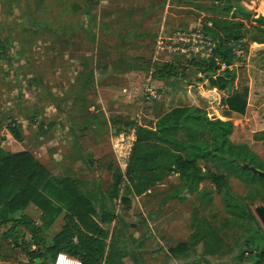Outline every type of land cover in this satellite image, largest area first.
I'll return each mask as SVG.
<instances>
[{
  "label": "rangeland",
  "instance_id": "374dc122",
  "mask_svg": "<svg viewBox=\"0 0 264 264\" xmlns=\"http://www.w3.org/2000/svg\"><path fill=\"white\" fill-rule=\"evenodd\" d=\"M230 5L249 15L242 16L246 54L228 73H215L234 82L220 102L207 90L217 85L213 75L186 65L193 52L181 37L211 17L229 22ZM2 6L0 54L12 86L0 111L11 137L1 141L11 152H30L55 178L78 182L112 239L111 253L127 264H170L176 256L184 264H264V226L255 212L264 205V180L238 165L264 171V0H2ZM168 62L177 77L161 80ZM199 90L209 98L198 108L231 123L225 145L243 158L213 151L209 129L182 130L177 140L204 141L212 152L198 160L206 175L199 188L191 192L180 172L165 170L149 172L155 177L147 183L134 180L142 194L129 190L135 145L137 168L152 169L166 147L154 125L171 109L192 105L190 92ZM214 175L226 178L222 193ZM233 205L246 207V215ZM181 244L187 254L170 253Z\"/></svg>",
  "mask_w": 264,
  "mask_h": 264
},
{
  "label": "trees",
  "instance_id": "16d2710c",
  "mask_svg": "<svg viewBox=\"0 0 264 264\" xmlns=\"http://www.w3.org/2000/svg\"><path fill=\"white\" fill-rule=\"evenodd\" d=\"M229 8H233L235 11V14L232 15L233 19L229 22L211 17L202 24L203 33L215 43L211 55L205 57L192 53L190 58L186 59V65L195 69L197 74L213 75L216 79L214 83L217 84L215 86L221 90H231L234 82L224 75L215 73L217 71L226 73L231 71L230 68L236 61L234 49L238 44L242 45L246 54L242 16L248 17L249 15L239 6L230 5ZM229 8H220L219 11L226 12L225 10ZM251 42L263 43L254 37ZM224 64L227 67L223 69ZM174 65L176 66L173 62H168L164 66L161 65L160 76L164 77L161 80L176 79V71L173 70ZM233 102L234 100H228L229 107L233 106ZM192 128L200 134L205 129H209L213 139L211 147L219 155L228 153L230 156L243 158L237 148L225 145L229 141L227 139L228 132L232 130L230 122L224 124L222 120L215 119L208 115L206 110L198 107L173 108L163 114L153 127L155 129L154 135L166 147L162 146L158 155L154 156L150 166L153 167L152 169L143 167L139 170L137 168L135 153L138 151V145H135L126 172L128 181L131 183L129 190L134 189L133 186H135L137 193L142 194L145 191L144 188L134 180L147 183L155 177L149 172L153 171L159 175V171L168 170V172H180L183 178L189 182V190L191 192L196 191L206 177L205 173L201 172L202 169L198 165V160H208L212 152L209 151L208 144L204 141L196 140L193 142L189 140L182 142V140L175 138V135L180 131L185 130L188 133ZM179 148L187 153L186 159L177 152ZM254 166L261 168L260 165L254 164ZM212 182L219 193H222L227 186L226 178L222 175H214ZM129 204L127 201V205ZM30 205L41 210L42 225L37 224L26 215L15 217L17 214L26 211ZM228 206L230 207L232 204L228 203ZM233 206L241 209L239 215H246V207ZM63 214L65 225L61 232L54 236L51 241H48L44 232ZM97 217L98 213L93 202L82 194L76 180L70 178L57 179L30 152H6L0 142V225L11 223L12 226L9 231L18 227H24L28 230L30 238L23 243L40 247L39 250L33 252L34 258L42 260L40 264H45L47 261L55 264L60 253L67 254L69 257L80 261L81 264H127L124 255L119 253L116 257L110 252L113 245L112 239L100 225V222L96 220ZM247 217L249 223L255 220V216L248 215ZM108 220L105 217L101 219V222L107 223ZM41 251H44V254ZM188 252L189 248L186 244H181L177 249L170 251L171 254L179 253L181 255ZM193 252L197 254L196 247ZM261 255L264 259V250Z\"/></svg>",
  "mask_w": 264,
  "mask_h": 264
},
{
  "label": "crops",
  "instance_id": "0c3cea01",
  "mask_svg": "<svg viewBox=\"0 0 264 264\" xmlns=\"http://www.w3.org/2000/svg\"><path fill=\"white\" fill-rule=\"evenodd\" d=\"M3 6H2V0H0V13L3 14ZM210 24V22H209ZM7 70L5 65V58L0 54V111H3V109H6L7 104L6 102V95L7 92L5 90L6 86L11 87V81L12 78H9L6 80L7 76ZM12 73V72H11ZM208 92L212 94H216L219 96L220 102H225V99L227 100L229 97L230 90H221L218 87L210 88L208 87ZM193 97H190L192 105L194 107H201L200 103L203 99H207V95L204 94V91L199 90V93L195 91L190 92ZM251 101V99H250ZM9 107V105H8ZM2 115H0V142L2 145V148L5 151H8L10 153H19V152H11L9 149L5 148V142L10 139L9 134H5L6 127L2 126L3 129H1V122H2ZM6 137V139L2 138ZM4 140L5 142L1 141ZM16 143L18 145H21L17 139ZM16 146V144L14 145ZM24 151V150H23ZM22 215L28 216L30 219L35 221L37 224L42 225V222L40 220V217L42 215L41 210H39L36 206L30 205L26 211H24L21 214H17L15 217L18 218ZM65 225L64 220V214L62 215V218L57 219V221L48 228L49 230L44 233V236L47 238L48 241H51L50 239L52 236H56L59 232L62 230V226ZM103 228H105L102 224H100ZM11 223H6L3 225H0V264H32L34 261L36 264H40L42 262L39 258H34L33 252L35 250H39L40 247L32 246V245H26L23 242L28 241L30 238V232L26 230L24 227H18L14 229L13 231H9L11 228ZM24 244V245H23ZM25 249H24V247ZM26 250V251H25ZM42 254H44V251H41ZM173 257V260H170V264H184V260L181 258ZM198 264V263H197Z\"/></svg>",
  "mask_w": 264,
  "mask_h": 264
},
{
  "label": "built area",
  "instance_id": "2783aa9c",
  "mask_svg": "<svg viewBox=\"0 0 264 264\" xmlns=\"http://www.w3.org/2000/svg\"><path fill=\"white\" fill-rule=\"evenodd\" d=\"M209 25L211 26V23ZM181 40L190 45L193 53H197L205 57L210 56L215 48V43H213V40H211L209 36L203 33L202 28H198L196 31L187 35L183 34ZM234 55L236 56V60L242 59L245 56V52L241 44H238L235 47ZM222 67L224 69L227 66L224 64ZM55 264H81V262L69 257L67 254L60 253L56 258Z\"/></svg>",
  "mask_w": 264,
  "mask_h": 264
},
{
  "label": "water",
  "instance_id": "95a60500",
  "mask_svg": "<svg viewBox=\"0 0 264 264\" xmlns=\"http://www.w3.org/2000/svg\"><path fill=\"white\" fill-rule=\"evenodd\" d=\"M238 165L241 169L249 171L253 175H257L260 178L264 179V171L255 167L254 165H251L250 163H240V162H238ZM255 212H256V215L258 216V218L260 219L261 223L264 226V205L257 206L255 208Z\"/></svg>",
  "mask_w": 264,
  "mask_h": 264
},
{
  "label": "bare ground",
  "instance_id": "6f19581e",
  "mask_svg": "<svg viewBox=\"0 0 264 264\" xmlns=\"http://www.w3.org/2000/svg\"><path fill=\"white\" fill-rule=\"evenodd\" d=\"M79 263V262H78Z\"/></svg>",
  "mask_w": 264,
  "mask_h": 264
}]
</instances>
